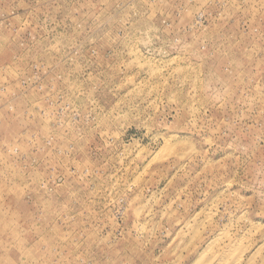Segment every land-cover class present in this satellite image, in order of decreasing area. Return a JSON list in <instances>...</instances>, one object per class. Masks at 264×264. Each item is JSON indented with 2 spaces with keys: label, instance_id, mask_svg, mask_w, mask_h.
Returning <instances> with one entry per match:
<instances>
[{
  "label": "rangeland",
  "instance_id": "rangeland-1",
  "mask_svg": "<svg viewBox=\"0 0 264 264\" xmlns=\"http://www.w3.org/2000/svg\"><path fill=\"white\" fill-rule=\"evenodd\" d=\"M217 262L264 264V0H0V264Z\"/></svg>",
  "mask_w": 264,
  "mask_h": 264
},
{
  "label": "bare ground",
  "instance_id": "bare-ground-1",
  "mask_svg": "<svg viewBox=\"0 0 264 264\" xmlns=\"http://www.w3.org/2000/svg\"><path fill=\"white\" fill-rule=\"evenodd\" d=\"M225 253H226V252H225ZM225 253H224V255H225ZM229 253H230V252H229ZM226 254H227V256H228V253H226ZM227 256H226V257H227ZM226 257H225V258H226ZM222 258H224L223 255H222ZM220 259H221V258H220ZM219 262H220V261H219ZM217 264H218V262H217Z\"/></svg>",
  "mask_w": 264,
  "mask_h": 264
}]
</instances>
